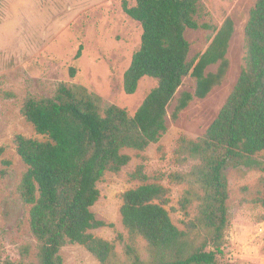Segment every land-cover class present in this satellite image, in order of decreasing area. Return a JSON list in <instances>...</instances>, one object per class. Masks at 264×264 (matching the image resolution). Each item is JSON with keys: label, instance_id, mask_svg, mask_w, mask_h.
I'll return each mask as SVG.
<instances>
[{"label": "trees", "instance_id": "trees-1", "mask_svg": "<svg viewBox=\"0 0 264 264\" xmlns=\"http://www.w3.org/2000/svg\"><path fill=\"white\" fill-rule=\"evenodd\" d=\"M199 2L135 0L131 7L123 3L124 12L141 28L139 47L123 74V92L134 94L146 77L157 81L132 115L115 105L103 106L101 98L83 86L64 82L51 97L28 95L23 100L21 115L44 137V141L13 137L26 166L17 194L30 207L35 264H62L59 251L66 244L83 246L98 264H220L228 227V171L240 178L250 172L264 175V0H257L249 12L243 64L217 116L200 137L177 139L175 162L194 164L167 179L185 185L179 206L186 211L196 203L195 218L184 230L173 224L166 210L170 190L149 183L163 176H148L141 163L129 174L140 185L121 195L120 220L128 241L120 234L117 239L123 243L124 259L118 257L114 242L91 233L112 226L91 212L100 195L97 182L130 162L123 150L143 152L165 134L167 111L183 78H193L195 88L180 94L171 113L173 121L193 99H204L225 78L234 31L229 17L215 30L205 51L187 60L185 31L210 28L195 19ZM211 65L216 70L206 72ZM75 73L69 68L70 77ZM3 151L0 147V155ZM242 192L245 202L262 210L264 221V177L253 187H242ZM29 253V246L20 248L23 258Z\"/></svg>", "mask_w": 264, "mask_h": 264}, {"label": "rangeland", "instance_id": "rangeland-1", "mask_svg": "<svg viewBox=\"0 0 264 264\" xmlns=\"http://www.w3.org/2000/svg\"><path fill=\"white\" fill-rule=\"evenodd\" d=\"M257 0H200L195 17L198 24L209 29L186 30L189 43L187 60L203 53L212 36L225 18L234 24L227 51L229 67L222 83L213 88L204 99H193L181 111L177 120L171 113L182 92L192 93L195 80L184 77L177 89L166 116L167 130L160 140L143 152L125 149L130 162L118 173L106 172L96 187L99 198L91 207L97 220L112 226L93 230L95 237L114 242L116 253L124 259L123 243L128 234L121 224L119 209L121 195L140 185L129 178L138 164L150 176L162 175L159 183L170 190L166 207L173 224L184 230L185 224L196 216V203L182 211L179 201L185 189L182 184H170L167 175L185 173L193 161L178 165L174 159L180 135L195 139L203 135L215 119L232 91L242 64L244 27L249 12ZM135 0H0V264H35V241L28 226L29 206L21 203L17 187L26 166L17 155L13 144L16 134L44 141L20 113L23 100L53 96L57 86L64 82L80 85L101 98L103 106L115 105L132 115L157 84L155 79L143 78L132 95L123 92V74L140 44V25L123 10ZM80 56L76 58L77 53ZM69 68L76 70L70 77ZM211 65L206 72H214ZM8 162L9 164H6ZM228 227L225 233L220 264H264V221L262 210L248 204L242 187H253L263 174L250 172L238 177L228 171ZM144 242L140 241L143 248ZM29 246V256L20 254L22 246ZM59 254L62 264H98L80 245L66 244Z\"/></svg>", "mask_w": 264, "mask_h": 264}]
</instances>
